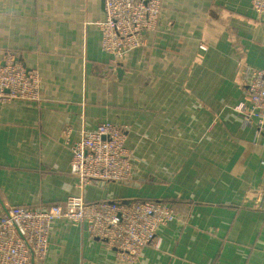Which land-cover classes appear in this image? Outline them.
I'll return each instance as SVG.
<instances>
[{"label":"crops","instance_id":"obj_1","mask_svg":"<svg viewBox=\"0 0 264 264\" xmlns=\"http://www.w3.org/2000/svg\"><path fill=\"white\" fill-rule=\"evenodd\" d=\"M103 17V0H0V63L13 53L41 80L39 100H0V216L71 195L165 202L175 218L137 264H264V135L236 110L249 99L239 62L264 66L250 0H162L156 27L119 61L100 47ZM104 121L126 129L132 178L82 183L72 144ZM83 226L57 218L34 263L128 264Z\"/></svg>","mask_w":264,"mask_h":264},{"label":"built area","instance_id":"obj_2","mask_svg":"<svg viewBox=\"0 0 264 264\" xmlns=\"http://www.w3.org/2000/svg\"><path fill=\"white\" fill-rule=\"evenodd\" d=\"M104 17L96 22L100 47L114 61H119L143 43V33L156 27L162 0H103ZM264 22V0H250ZM239 67L248 82L249 99L236 106L242 126L255 135H264V66H253L242 59ZM40 76L27 71L13 53L0 63V100L40 99ZM126 129L109 121L98 124L72 144L69 173L82 183L90 180L125 182L132 178L133 150L127 148ZM254 141L252 153L259 149ZM250 164L256 166L251 159ZM264 163V161H263ZM262 164V163H261ZM263 165V164H262ZM177 207L165 202L136 200L86 202L69 196L61 203L46 206L16 205L0 216V264H31L42 260L57 218L79 225L88 238H103L114 248L118 260L137 264L144 248L154 242L157 228L175 218Z\"/></svg>","mask_w":264,"mask_h":264},{"label":"water","instance_id":"obj_3","mask_svg":"<svg viewBox=\"0 0 264 264\" xmlns=\"http://www.w3.org/2000/svg\"><path fill=\"white\" fill-rule=\"evenodd\" d=\"M104 2V1H103ZM120 72H122L121 70H120V68H118V73H120ZM123 203H126V204H129L130 202L129 201H123ZM32 264H35L34 263V258L32 257Z\"/></svg>","mask_w":264,"mask_h":264}]
</instances>
